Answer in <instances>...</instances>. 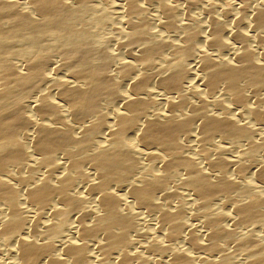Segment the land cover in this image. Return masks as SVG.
I'll use <instances>...</instances> for the list:
<instances>
[{
    "label": "bare ground",
    "instance_id": "6f19581e",
    "mask_svg": "<svg viewBox=\"0 0 264 264\" xmlns=\"http://www.w3.org/2000/svg\"><path fill=\"white\" fill-rule=\"evenodd\" d=\"M0 264H264V0H0Z\"/></svg>",
    "mask_w": 264,
    "mask_h": 264
},
{
    "label": "rangeland",
    "instance_id": "374dc122",
    "mask_svg": "<svg viewBox=\"0 0 264 264\" xmlns=\"http://www.w3.org/2000/svg\"><path fill=\"white\" fill-rule=\"evenodd\" d=\"M186 6V7H185ZM188 7L189 6H187V4H185V5H183V6H179V8L181 9V11L184 13V14H188V13H190V15H195L196 14V10L195 9H193V8H190L189 7V9H188ZM183 8V9H182ZM185 10V11H184ZM148 222V223H147ZM153 221L151 220V219H145V220H143L142 221V223H141V226L142 227H145V228H148V229H150V228H153L154 227V225H153V223H152ZM152 223V224H151ZM143 224V225H142Z\"/></svg>",
    "mask_w": 264,
    "mask_h": 264
}]
</instances>
